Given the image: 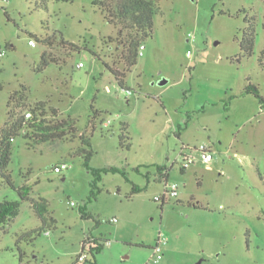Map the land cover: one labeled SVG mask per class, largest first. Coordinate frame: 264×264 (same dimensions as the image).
Instances as JSON below:
<instances>
[{"label":"rangeland","instance_id":"374dc122","mask_svg":"<svg viewBox=\"0 0 264 264\" xmlns=\"http://www.w3.org/2000/svg\"><path fill=\"white\" fill-rule=\"evenodd\" d=\"M92 1L0 0V129L22 86L27 104L46 102L78 133L96 110L89 167L125 170L129 181L104 173L91 196L93 175L74 154L78 139L28 149L15 137L7 171L15 187H29L30 200L0 184V202L20 203L0 227V264H72L86 238L108 242L96 264H154L157 255L156 264H264V103L243 95L251 84L264 99V0H157L152 35L125 73L128 91L105 67L125 70L117 28ZM249 25L254 46L243 56ZM53 37L52 46L36 40ZM61 38L80 50L69 54ZM44 52L61 61L38 72ZM179 153L194 160L183 173ZM160 165L177 186L164 202L156 200L165 190ZM132 185L143 190L131 196ZM39 198L48 204L44 226L31 202ZM83 206L94 219H81ZM41 226L47 234L19 240Z\"/></svg>","mask_w":264,"mask_h":264},{"label":"trees","instance_id":"16d2710c","mask_svg":"<svg viewBox=\"0 0 264 264\" xmlns=\"http://www.w3.org/2000/svg\"><path fill=\"white\" fill-rule=\"evenodd\" d=\"M47 1L52 2H72V0H40L45 5ZM92 5L97 7L104 20L117 28V36L114 38L120 46L119 54L120 64L125 66V70L120 71L115 64L111 66L105 64L108 71L115 77L121 89L128 91L125 83V73L136 65L139 56V47L142 42L151 37L153 28V18L158 14L159 8L157 0H93ZM53 38L36 39L37 42L45 46H52ZM110 41L111 38H109ZM58 45L68 49V53L79 51L80 48L73 43H69L61 38ZM254 46V30L251 25L244 29L240 40L239 48L243 56H250ZM58 60L49 53L44 52L41 55V61L37 67V71L41 72L49 64H58ZM26 87L22 86L19 91H15L9 97L7 103V120L4 126L0 129V184H4L16 191L20 201H29V187L22 185L15 187L11 181V176L7 171V166L11 160L12 142L15 137L21 136L25 141V146L28 149H36L40 145L49 143H62L78 139L80 147L74 154L80 155L83 158V166L93 175L91 183L90 195L94 196L95 191L99 192L97 184L101 181V175L104 173L120 174L126 181H129L125 170L110 167L102 169H92L89 167V162L94 153L91 149L90 136L87 130H94V120L100 112L92 109V117L87 122L86 130L83 133H78L76 122L71 118H60L58 110L48 108L46 102H36L27 104L25 101ZM243 95H252L260 103L261 109L264 99L260 96L256 86L248 84ZM29 113L30 117L26 118L25 114ZM179 127L177 136L183 128ZM126 128H122V134L119 137L120 144L126 145L125 141L128 136L125 134ZM128 147V145H126ZM136 172L138 168L134 169ZM185 169H181L183 173ZM157 174L159 181L165 185L168 183L169 171L165 165L157 166ZM143 188L132 185L131 196L141 192ZM32 207L37 216L40 218L42 225H46V214L48 212V204L46 200L39 198L37 202L31 201ZM19 202L3 200L0 202V227L4 226L11 219L15 218L19 213ZM198 206H195L197 208ZM80 216L83 220L94 219L93 216L86 211L83 206L80 209ZM43 226L38 229L20 236V241L32 242L35 236L44 232ZM104 244L108 242H98L89 240L88 238L82 241L81 252L76 257L72 264H96V255L102 250ZM22 261V256L19 255V262Z\"/></svg>","mask_w":264,"mask_h":264},{"label":"built area","instance_id":"2783aa9c","mask_svg":"<svg viewBox=\"0 0 264 264\" xmlns=\"http://www.w3.org/2000/svg\"><path fill=\"white\" fill-rule=\"evenodd\" d=\"M3 1L6 2V0H3ZM28 45L34 46L35 45L34 41L29 40L28 41ZM142 50H143V46H140L139 47V56L142 55L141 54ZM79 66H81V64H79ZM25 117L29 118L30 114L26 113ZM195 150L199 151L201 153V157H202V159L205 162L212 160V155L210 153V150L206 146L200 145L197 149L195 148ZM179 157L181 159V161H180L181 169H186L189 165L194 163L193 158L189 154L187 155V154L179 153ZM65 169H67V166L66 165H61L59 167H55L54 168V172L55 173H61ZM176 195H177V186L176 185H167L166 184L165 185V190H164V195L161 196V197H158L156 200L164 202L166 200V197L167 198H172V197H176ZM71 205H73V203ZM115 221L116 220L114 219L113 222H115ZM45 234H47V233H45ZM161 243H162V241L159 240L158 244L155 246V249H154L155 252H158L160 250L159 247H160ZM160 259H161L160 255L154 256L152 258V262L154 264H156V263L159 262Z\"/></svg>","mask_w":264,"mask_h":264},{"label":"water","instance_id":"95a60500","mask_svg":"<svg viewBox=\"0 0 264 264\" xmlns=\"http://www.w3.org/2000/svg\"><path fill=\"white\" fill-rule=\"evenodd\" d=\"M165 83H166V81H163V82H162V84H165Z\"/></svg>","mask_w":264,"mask_h":264}]
</instances>
